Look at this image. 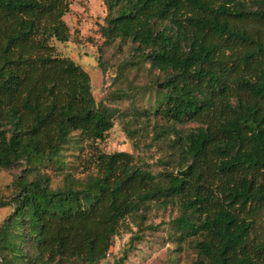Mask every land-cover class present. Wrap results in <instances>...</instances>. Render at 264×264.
I'll list each match as a JSON object with an SVG mask.
<instances>
[{
    "label": "trees",
    "instance_id": "obj_1",
    "mask_svg": "<svg viewBox=\"0 0 264 264\" xmlns=\"http://www.w3.org/2000/svg\"><path fill=\"white\" fill-rule=\"evenodd\" d=\"M105 2L104 44L130 42L162 75L156 110L168 123L152 127V144L179 160L153 175L119 151L98 154L95 174L67 175L63 187L46 173L17 177L0 264H98L124 219L151 201L177 206L173 225L194 236V264H264V239L250 237L253 220L243 216L264 198L255 179L264 170V37L234 23L264 26V0ZM68 10L66 0H0V168L23 161L36 170L72 132L101 140L114 125L87 71L52 52L51 39L70 38ZM185 119L202 124L175 126Z\"/></svg>",
    "mask_w": 264,
    "mask_h": 264
},
{
    "label": "rangeland",
    "instance_id": "obj_2",
    "mask_svg": "<svg viewBox=\"0 0 264 264\" xmlns=\"http://www.w3.org/2000/svg\"><path fill=\"white\" fill-rule=\"evenodd\" d=\"M66 1L69 10L62 19L69 28L70 38L65 43L51 39L52 52L70 58L87 71L94 100L113 114L114 125L101 140L93 141L82 137L78 131L72 132V138L64 145L59 157L44 160L36 170L23 161L11 168H0V228L4 227V218L12 211L9 199L14 193L17 177L30 179L38 172L46 173L52 188L63 187L67 175L82 180L95 174L98 154L119 151L134 155L133 163L153 175L171 169L179 160V153L152 144V127L168 123L156 110L165 95L164 89L157 87L162 83L161 73L152 68L141 52L130 46V42L123 46L104 44L100 29L107 14L105 0ZM234 23L254 36L264 37V26L254 20ZM243 48L237 44L234 52ZM99 56L103 60L104 72L97 62ZM174 124L186 131L202 123L185 119ZM182 170L186 171V167H176L177 172ZM255 179L264 189L263 169L255 173ZM176 216L177 206H163L157 201L145 203L124 219L113 238L111 254L98 264H113L115 258L124 254L123 264H194L197 257L192 246L194 236L181 237L176 233L173 225ZM243 216L253 220L250 237L256 242L263 240L264 198Z\"/></svg>",
    "mask_w": 264,
    "mask_h": 264
},
{
    "label": "water",
    "instance_id": "obj_3",
    "mask_svg": "<svg viewBox=\"0 0 264 264\" xmlns=\"http://www.w3.org/2000/svg\"><path fill=\"white\" fill-rule=\"evenodd\" d=\"M158 87H162V83H159V84H158ZM184 172H185L184 170H182V171H178L179 174H183Z\"/></svg>",
    "mask_w": 264,
    "mask_h": 264
}]
</instances>
